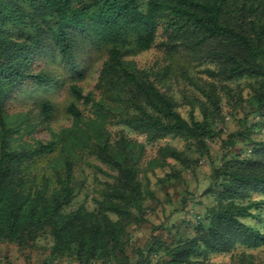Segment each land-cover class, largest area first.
I'll return each instance as SVG.
<instances>
[{"label":"trees","instance_id":"trees-1","mask_svg":"<svg viewBox=\"0 0 264 264\" xmlns=\"http://www.w3.org/2000/svg\"><path fill=\"white\" fill-rule=\"evenodd\" d=\"M164 19L173 28L169 32L172 42L182 40L188 48L198 52L205 48L207 57L217 64V69L207 70L211 77L221 81L248 75L261 78L253 100L255 108L264 113V0H88L80 1L76 7L73 0H0L1 239L24 243L36 236L38 228L46 226L54 236V254L68 255L77 264L111 258H123L127 262L122 235L135 215L133 209L140 208L144 191L136 174L138 157H133L136 145L124 139L116 143V147L109 144L108 135L103 131L108 118L146 132L151 140L172 135L197 139V144L204 147L205 138L215 134L206 117L186 120L170 97L152 81L141 80L121 61L125 44L132 43L136 49L151 46ZM76 34H85L86 38L95 35L108 48L101 82L111 86L117 106L104 110L102 103L95 102L96 117L91 120L94 135L86 133L92 138L88 146L98 158L114 167L118 176L105 188L104 197L98 200L96 208L80 207L62 213L60 209L72 190L71 162L65 161L67 176L61 180L64 184L50 196H45L43 189L31 192L26 188L28 175L22 173V169L35 157L54 151L67 140L39 141L33 147L11 149L9 143L15 129L4 120L3 106L10 94L5 87L14 86L19 80L31 78L41 84L55 82L52 76L41 71L30 72L27 68L38 43L47 38L55 53L73 65ZM73 71L79 72L76 66ZM70 91L78 100L92 99L76 85H72ZM205 95L218 109L219 97L214 89L205 91ZM39 109L44 117H49L53 107L50 102L41 101ZM67 112L73 119L82 120V113L74 104L67 107ZM239 134L243 136L242 133L229 134L230 145ZM73 137L78 139L80 135L75 132ZM160 151L180 158L170 147ZM214 172L217 205L209 208L204 220L196 222L195 236L171 249L172 261L212 264L206 259L212 251L230 250L238 241L245 246L264 241L259 229L241 221L242 217L252 216V206L264 203V198H251L253 191L264 194V141L253 143L246 157L234 155L226 159ZM108 212L117 217L111 218ZM200 254L203 258L193 262L191 257Z\"/></svg>","mask_w":264,"mask_h":264},{"label":"rangeland","instance_id":"rangeland-1","mask_svg":"<svg viewBox=\"0 0 264 264\" xmlns=\"http://www.w3.org/2000/svg\"><path fill=\"white\" fill-rule=\"evenodd\" d=\"M80 1L88 0H73V7ZM143 7L146 9L145 5ZM172 29L166 19L162 20L153 44L143 49H136L132 43L125 44L121 61L141 80L152 81L170 97L186 120L206 117L215 134L206 137L204 147H200L197 139L170 135L151 140L146 132L119 123L116 118L106 121L103 131L108 135L109 144L114 146L124 139L136 145L133 157H138L136 174L144 191L140 208L133 209L135 215L122 235L123 252L130 263L185 264L172 261L170 252L195 236L196 222L204 220L209 208L217 205L215 168L234 155L248 156L253 143L264 141V113L255 108L253 100L261 78L248 75L221 81L211 77L207 70L217 69V64L207 57L205 48L198 52L188 48L182 40L172 42L169 35ZM50 45L47 38L38 43L27 68L30 72L41 71L52 76L54 83L41 84L27 78L19 80L15 87H5L10 94L4 102L3 116L15 129L9 146L20 150L33 147L39 141L66 139L67 142L59 144L54 151L23 165L22 173L28 175L25 187L31 192L40 188L45 196L52 195L64 184L61 180L67 176L65 161H70L72 190L60 211L67 213L80 207L91 210L98 206L105 188L118 176L116 169L98 158L88 146L92 138L86 133L94 135L91 120L96 117L95 102L102 103L104 110L117 106L111 86L101 82L108 48L95 35L86 38L85 34H76L72 65L62 60ZM73 66L82 74L73 71ZM72 85L90 94L91 101L76 99L70 91ZM210 89L219 97L218 109L205 95ZM41 101L51 103L53 110L49 117L40 113ZM70 104L81 111L82 120L73 119L67 112ZM75 132L80 135L78 139L73 137ZM231 133L243 136L239 134L230 145L228 136ZM163 147L174 149L180 158L165 155L160 151ZM259 197L264 198V194L251 193V198ZM250 210L252 216L242 217L241 221L264 234V203ZM108 214L113 219L117 217L112 212ZM53 245L54 236L46 226L38 228L36 236L24 243L0 238V264H77L68 255L54 254ZM202 258V254L191 257L193 262ZM206 259L212 264H264V241L253 246L238 241L230 250L210 252ZM127 262L123 258H111L89 264Z\"/></svg>","mask_w":264,"mask_h":264}]
</instances>
